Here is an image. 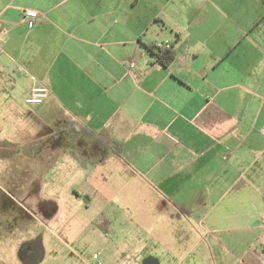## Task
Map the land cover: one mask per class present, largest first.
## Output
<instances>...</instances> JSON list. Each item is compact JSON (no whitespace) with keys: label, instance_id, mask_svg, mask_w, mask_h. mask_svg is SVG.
<instances>
[{"label":"crops","instance_id":"1","mask_svg":"<svg viewBox=\"0 0 264 264\" xmlns=\"http://www.w3.org/2000/svg\"><path fill=\"white\" fill-rule=\"evenodd\" d=\"M0 19V122L45 85L28 121L118 158L98 264H264V0H0Z\"/></svg>","mask_w":264,"mask_h":264},{"label":"rangeland","instance_id":"2","mask_svg":"<svg viewBox=\"0 0 264 264\" xmlns=\"http://www.w3.org/2000/svg\"><path fill=\"white\" fill-rule=\"evenodd\" d=\"M13 99L15 106L3 109L0 122V264L111 260L113 246L100 241L94 217L104 207L99 196L123 197L114 186L118 177L100 165L118 158L107 157L101 146L93 154L90 141L79 140L72 129L68 140L53 136L47 116L34 124L28 121L33 106L15 94Z\"/></svg>","mask_w":264,"mask_h":264},{"label":"built area","instance_id":"3","mask_svg":"<svg viewBox=\"0 0 264 264\" xmlns=\"http://www.w3.org/2000/svg\"><path fill=\"white\" fill-rule=\"evenodd\" d=\"M39 17V13L34 9L25 8L22 10V18L28 28H32L37 19ZM3 37V30L1 28V19H0V39ZM158 48H172V44L169 41L158 42L156 43ZM133 62H129L128 68H133ZM49 96V88L45 85H36L33 84L27 96L25 97V102L29 105H39L42 104L47 97ZM93 259L98 258V254H93Z\"/></svg>","mask_w":264,"mask_h":264},{"label":"trees","instance_id":"4","mask_svg":"<svg viewBox=\"0 0 264 264\" xmlns=\"http://www.w3.org/2000/svg\"><path fill=\"white\" fill-rule=\"evenodd\" d=\"M147 48L155 61L163 66H168L175 59V51L173 48H158L156 45L148 46ZM112 147L114 152L119 155L118 149L120 143L113 141Z\"/></svg>","mask_w":264,"mask_h":264}]
</instances>
